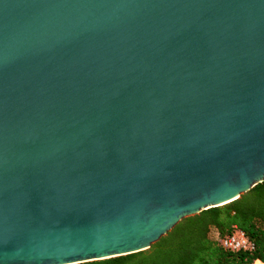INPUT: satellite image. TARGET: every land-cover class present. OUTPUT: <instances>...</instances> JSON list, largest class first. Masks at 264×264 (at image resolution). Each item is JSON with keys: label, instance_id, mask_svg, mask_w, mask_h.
I'll return each mask as SVG.
<instances>
[{"label": "water", "instance_id": "95a60500", "mask_svg": "<svg viewBox=\"0 0 264 264\" xmlns=\"http://www.w3.org/2000/svg\"><path fill=\"white\" fill-rule=\"evenodd\" d=\"M264 179V0H0V264L146 249Z\"/></svg>", "mask_w": 264, "mask_h": 264}, {"label": "trees", "instance_id": "16d2710c", "mask_svg": "<svg viewBox=\"0 0 264 264\" xmlns=\"http://www.w3.org/2000/svg\"><path fill=\"white\" fill-rule=\"evenodd\" d=\"M253 243L251 250L220 244L231 226ZM264 264V179L236 199L185 216L146 249L75 264Z\"/></svg>", "mask_w": 264, "mask_h": 264}, {"label": "built area", "instance_id": "2783aa9c", "mask_svg": "<svg viewBox=\"0 0 264 264\" xmlns=\"http://www.w3.org/2000/svg\"><path fill=\"white\" fill-rule=\"evenodd\" d=\"M220 244L223 248L230 250H251L253 248V243L235 225L231 226V230L227 235L221 237ZM254 264L260 263L258 260H255Z\"/></svg>", "mask_w": 264, "mask_h": 264}]
</instances>
